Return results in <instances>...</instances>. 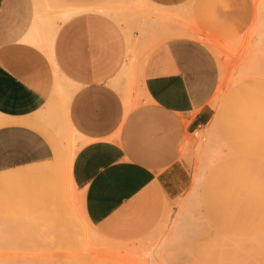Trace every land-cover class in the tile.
I'll return each mask as SVG.
<instances>
[{
  "label": "crops",
  "instance_id": "obj_1",
  "mask_svg": "<svg viewBox=\"0 0 264 264\" xmlns=\"http://www.w3.org/2000/svg\"><path fill=\"white\" fill-rule=\"evenodd\" d=\"M104 1L0 0V181L38 177L55 188L63 174L56 151L67 141V174L92 227L134 239L188 183L178 145L208 121L217 67L197 29L172 26L142 58L138 94L125 101L118 86L128 41L98 6ZM188 1L145 0L154 20ZM255 85L254 103L222 122L226 155L211 182L208 223L214 239L257 241L248 263L264 264V73ZM215 245L190 263L236 264V250Z\"/></svg>",
  "mask_w": 264,
  "mask_h": 264
},
{
  "label": "rangeland",
  "instance_id": "obj_2",
  "mask_svg": "<svg viewBox=\"0 0 264 264\" xmlns=\"http://www.w3.org/2000/svg\"><path fill=\"white\" fill-rule=\"evenodd\" d=\"M186 4L168 9L178 13L163 20L152 19L151 5L142 0H105L98 6L108 8L128 41L129 57L118 86L125 101L138 94L142 58L169 37L172 26L197 29L200 38L195 39L215 58L217 81L207 101L210 117L195 134L185 132L178 145V158L189 174L187 185L166 200L159 220L144 235L124 240L103 235L88 221L82 195L67 174L76 142L70 135L73 148L65 141L56 151L53 166L63 174L55 188H43L46 183L38 177L0 181V264H191L195 254L213 250L215 244L236 250V264L253 260L255 252L249 250H259L257 241L250 245L211 237L208 196L226 155L222 122L232 109L254 103L255 84L264 73V0Z\"/></svg>",
  "mask_w": 264,
  "mask_h": 264
},
{
  "label": "bare ground",
  "instance_id": "obj_3",
  "mask_svg": "<svg viewBox=\"0 0 264 264\" xmlns=\"http://www.w3.org/2000/svg\"><path fill=\"white\" fill-rule=\"evenodd\" d=\"M142 1H145V0H142ZM69 13H67L66 11H64V16H66V15H68ZM127 99V98H126ZM128 101V100H127ZM127 253H128V251H130L131 252V250H125ZM124 251V252H125ZM126 254V253H125Z\"/></svg>",
  "mask_w": 264,
  "mask_h": 264
},
{
  "label": "built area",
  "instance_id": "obj_4",
  "mask_svg": "<svg viewBox=\"0 0 264 264\" xmlns=\"http://www.w3.org/2000/svg\"><path fill=\"white\" fill-rule=\"evenodd\" d=\"M194 130H195V129H193V130L191 131V132H193V134H195V133H194Z\"/></svg>",
  "mask_w": 264,
  "mask_h": 264
}]
</instances>
